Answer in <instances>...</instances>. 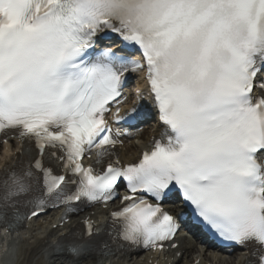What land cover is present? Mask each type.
<instances>
[{"label":"snow or ice","instance_id":"6c2138e0","mask_svg":"<svg viewBox=\"0 0 264 264\" xmlns=\"http://www.w3.org/2000/svg\"><path fill=\"white\" fill-rule=\"evenodd\" d=\"M112 36L120 48L104 44ZM132 73H144L136 95L148 93L164 131L122 164L133 133L114 125L141 115L120 108ZM15 139V166L0 174L9 232L49 207L65 206L66 220L119 197L108 240L97 245L85 220L55 250L175 249L180 224L164 202L177 194L219 240L264 249V0H0V143Z\"/></svg>","mask_w":264,"mask_h":264},{"label":"bare ground","instance_id":"6f19581e","mask_svg":"<svg viewBox=\"0 0 264 264\" xmlns=\"http://www.w3.org/2000/svg\"><path fill=\"white\" fill-rule=\"evenodd\" d=\"M145 145L146 141L143 140L142 135H138L136 140L127 139L125 146L129 149H122V157L126 160L132 159L138 150L139 145ZM8 149V147H7ZM2 157V156H1ZM0 157V159H1ZM13 157L9 158L8 162H13ZM96 210V209H94ZM101 218L105 219V213L99 212ZM44 221H39L37 227L27 229L16 239L18 240L16 258H13V264H147L142 261L141 257L137 256H122L119 253L110 256H103L97 252L91 254H84L81 258L76 259L62 251V253L55 252V242L57 236L62 232L75 231L76 227L73 222L63 228L51 229ZM54 223V222H53ZM52 224V223H51ZM0 239V254L3 247L7 244V240ZM200 243L190 238L186 240L184 250L185 254L180 259H175L172 264H179L181 261L187 259L184 264H192L196 259L200 258L199 264H246L244 254L232 255L229 252L212 251L203 252L196 248ZM189 258V259H188ZM3 262L0 259V264ZM160 264H168V262H160Z\"/></svg>","mask_w":264,"mask_h":264}]
</instances>
